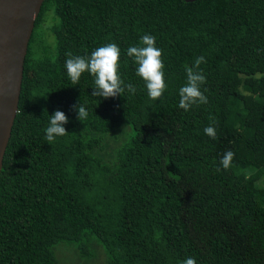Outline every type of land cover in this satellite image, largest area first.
I'll return each instance as SVG.
<instances>
[{
    "label": "trees",
    "instance_id": "16d2710c",
    "mask_svg": "<svg viewBox=\"0 0 264 264\" xmlns=\"http://www.w3.org/2000/svg\"><path fill=\"white\" fill-rule=\"evenodd\" d=\"M146 34L167 84L155 101L127 55ZM108 43L135 93L92 96L87 72L71 85L67 53ZM199 56L208 103L185 111L179 89ZM56 110L68 134L50 145ZM61 244L86 264H264V0L43 1L0 170V264H60Z\"/></svg>",
    "mask_w": 264,
    "mask_h": 264
},
{
    "label": "clouds",
    "instance_id": "9594fccd",
    "mask_svg": "<svg viewBox=\"0 0 264 264\" xmlns=\"http://www.w3.org/2000/svg\"><path fill=\"white\" fill-rule=\"evenodd\" d=\"M140 43L142 46H130L127 55L132 57L137 65L136 75L143 79L148 97L153 101L159 100L167 88L162 50L156 47V40L152 35H143ZM120 53L121 50L115 43L98 47L90 56H74L71 52L67 53L65 68L71 85L79 84L82 74L87 72L94 77L92 96L114 98L118 95L123 96L126 89L129 93H135L136 88L132 84L125 85L119 74ZM202 63H206V58L199 56L193 66L186 68L187 81L179 89V107L185 111L190 110L193 105L208 103V97L201 91V86L206 83V77L200 69ZM73 109L77 112L78 120L81 122L87 120L89 113L83 104L73 105ZM210 120L214 125L215 119L210 117ZM68 122L69 118L61 110H56L50 116L45 135L48 144L51 145L57 137L68 134L64 126ZM204 133L212 139L217 138L216 129L212 125L205 127ZM234 156L235 153L231 150L222 156L220 163L225 170L231 167ZM183 264H196V260L188 257Z\"/></svg>",
    "mask_w": 264,
    "mask_h": 264
},
{
    "label": "water",
    "instance_id": "95a60500",
    "mask_svg": "<svg viewBox=\"0 0 264 264\" xmlns=\"http://www.w3.org/2000/svg\"><path fill=\"white\" fill-rule=\"evenodd\" d=\"M43 1L0 0V170L18 111L28 42Z\"/></svg>",
    "mask_w": 264,
    "mask_h": 264
},
{
    "label": "rangeland",
    "instance_id": "374dc122",
    "mask_svg": "<svg viewBox=\"0 0 264 264\" xmlns=\"http://www.w3.org/2000/svg\"><path fill=\"white\" fill-rule=\"evenodd\" d=\"M51 22L52 20L49 15L45 18L43 22V31L48 41L52 40L50 30L48 29V26L51 24ZM56 252H57V256H58V260L60 264H86V263H83L82 259H79L77 252L71 246H66L64 244H61L57 247ZM99 259H97L96 260L97 262H95L94 264L100 263Z\"/></svg>",
    "mask_w": 264,
    "mask_h": 264
}]
</instances>
